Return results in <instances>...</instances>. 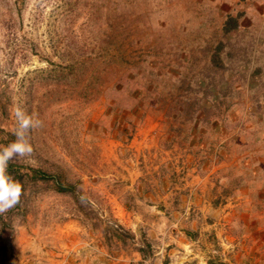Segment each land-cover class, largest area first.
I'll return each mask as SVG.
<instances>
[{"label": "rangeland", "instance_id": "374dc122", "mask_svg": "<svg viewBox=\"0 0 264 264\" xmlns=\"http://www.w3.org/2000/svg\"><path fill=\"white\" fill-rule=\"evenodd\" d=\"M16 106L52 178L0 264H264V0H0V144Z\"/></svg>", "mask_w": 264, "mask_h": 264}, {"label": "clouds", "instance_id": "9594fccd", "mask_svg": "<svg viewBox=\"0 0 264 264\" xmlns=\"http://www.w3.org/2000/svg\"><path fill=\"white\" fill-rule=\"evenodd\" d=\"M13 116L16 123L12 135L15 139L7 144H0V215L18 205L23 195L22 184L8 173L9 164L31 157L33 148L28 142L27 134L31 129L41 127L43 123L19 106L13 109Z\"/></svg>", "mask_w": 264, "mask_h": 264}, {"label": "trees", "instance_id": "16d2710c", "mask_svg": "<svg viewBox=\"0 0 264 264\" xmlns=\"http://www.w3.org/2000/svg\"><path fill=\"white\" fill-rule=\"evenodd\" d=\"M237 27L236 20L235 19H227L224 23L223 27V32L224 33H229L233 30H235ZM20 166L14 165L10 162L9 167H8V173L17 181H19L21 184H23V179L26 177H29L32 180L35 181H41V182H46L48 179H51L52 177L49 176L46 172L41 171L39 169H34L32 167H24L25 169L28 170L29 173H21L19 170ZM23 186V185H22ZM24 189V187H23ZM53 189L57 193H71L72 195L75 194V186L66 183L65 177L62 174L61 179L57 178L53 180ZM222 264V263H218Z\"/></svg>", "mask_w": 264, "mask_h": 264}]
</instances>
